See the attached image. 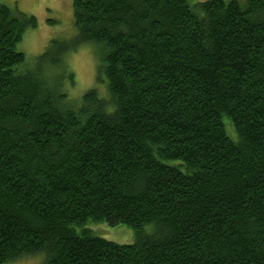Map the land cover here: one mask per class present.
<instances>
[{
  "label": "trees",
  "instance_id": "trees-1",
  "mask_svg": "<svg viewBox=\"0 0 264 264\" xmlns=\"http://www.w3.org/2000/svg\"><path fill=\"white\" fill-rule=\"evenodd\" d=\"M71 1L74 45L23 72L36 20L0 3V264H264V0ZM79 44L105 98L62 90Z\"/></svg>",
  "mask_w": 264,
  "mask_h": 264
},
{
  "label": "rangeland",
  "instance_id": "rangeland-1",
  "mask_svg": "<svg viewBox=\"0 0 264 264\" xmlns=\"http://www.w3.org/2000/svg\"><path fill=\"white\" fill-rule=\"evenodd\" d=\"M204 1L207 0H193V3ZM235 1L242 5L247 2ZM0 3L13 11L33 16L36 20L35 28L27 30L16 46V50L25 57V62L18 67L20 72L33 68L35 58L46 50L52 40H59L70 47L74 45L77 31L71 0H0ZM63 60L65 68L62 69L64 76L60 77L61 85L69 99L79 103L82 95L92 89H95L100 97L107 95L106 78L100 71L98 46L79 44L69 50ZM54 70L55 68H52L53 72ZM67 74L73 76L71 83L66 78ZM88 228L93 235L117 244L128 245L135 240L133 230L124 225L109 226L105 222H99L89 224ZM149 229L151 228H147ZM44 258V254H38L20 258L9 264H41Z\"/></svg>",
  "mask_w": 264,
  "mask_h": 264
}]
</instances>
